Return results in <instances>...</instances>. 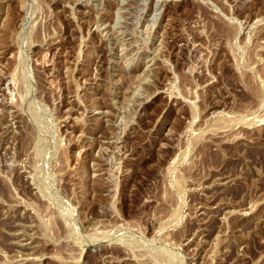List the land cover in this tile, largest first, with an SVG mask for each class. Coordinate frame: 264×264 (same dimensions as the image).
Returning a JSON list of instances; mask_svg holds the SVG:
<instances>
[{"label":"rangeland","instance_id":"rangeland-1","mask_svg":"<svg viewBox=\"0 0 264 264\" xmlns=\"http://www.w3.org/2000/svg\"><path fill=\"white\" fill-rule=\"evenodd\" d=\"M0 264H264V0H0Z\"/></svg>","mask_w":264,"mask_h":264}]
</instances>
